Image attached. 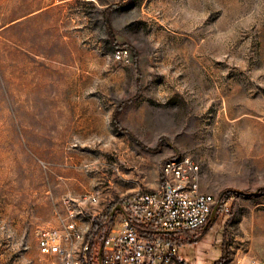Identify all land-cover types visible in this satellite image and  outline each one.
I'll list each match as a JSON object with an SVG mask.
<instances>
[{"label":"rangeland","instance_id":"1","mask_svg":"<svg viewBox=\"0 0 264 264\" xmlns=\"http://www.w3.org/2000/svg\"><path fill=\"white\" fill-rule=\"evenodd\" d=\"M181 155L218 210L180 255L264 264V194L223 196L264 189V0H0V264H59L36 231L64 197L155 190Z\"/></svg>","mask_w":264,"mask_h":264},{"label":"built area","instance_id":"2","mask_svg":"<svg viewBox=\"0 0 264 264\" xmlns=\"http://www.w3.org/2000/svg\"><path fill=\"white\" fill-rule=\"evenodd\" d=\"M161 172L157 189H136L119 202L102 203L89 194L81 208L64 197L65 211L55 212L57 224L36 231L40 253L59 264H190L180 255V246L195 240L209 223L216 199L201 190L200 165L189 155L168 159ZM118 204L122 209L112 215Z\"/></svg>","mask_w":264,"mask_h":264},{"label":"trees","instance_id":"3","mask_svg":"<svg viewBox=\"0 0 264 264\" xmlns=\"http://www.w3.org/2000/svg\"><path fill=\"white\" fill-rule=\"evenodd\" d=\"M260 192H262L264 194V189H259L258 192L256 193H245L242 191H237V190H229L227 192H224L223 196H229L230 194H235V195H251V196H257L258 194H260ZM211 221V218L209 219V222ZM209 224V223H208Z\"/></svg>","mask_w":264,"mask_h":264},{"label":"water","instance_id":"4","mask_svg":"<svg viewBox=\"0 0 264 264\" xmlns=\"http://www.w3.org/2000/svg\"><path fill=\"white\" fill-rule=\"evenodd\" d=\"M118 209H120V210L122 209V206H121L120 204L116 205V206L112 209L111 214L113 215L114 212H115L116 210H118ZM217 210H218V205H215L214 208H213V211H212L211 217H214V216H215V214L217 213Z\"/></svg>","mask_w":264,"mask_h":264}]
</instances>
